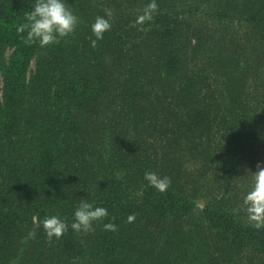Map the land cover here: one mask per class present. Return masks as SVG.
<instances>
[{"label":"trees","instance_id":"trees-1","mask_svg":"<svg viewBox=\"0 0 264 264\" xmlns=\"http://www.w3.org/2000/svg\"><path fill=\"white\" fill-rule=\"evenodd\" d=\"M65 2L75 31L41 48L19 31L35 0H0V264H264L243 210L264 166V0H156L143 24L151 0ZM82 200L108 211L88 232L70 227ZM53 215L69 227L50 239Z\"/></svg>","mask_w":264,"mask_h":264},{"label":"clouds","instance_id":"clouds-1","mask_svg":"<svg viewBox=\"0 0 264 264\" xmlns=\"http://www.w3.org/2000/svg\"><path fill=\"white\" fill-rule=\"evenodd\" d=\"M156 0H151L137 18V23L143 24L151 21L153 13L157 10ZM28 23L21 26L19 31L27 30V39L37 43L41 48L58 42V38L67 37L73 33L79 23L78 16L66 5L65 0H35L32 10L26 14ZM110 10H106V17H111ZM105 16H97L91 24V31L97 40L103 39L106 31L110 30L111 24ZM254 172V183L243 197L244 211L247 219L257 229L264 228V166L257 165ZM144 179L149 185L163 192L170 185V179L159 176L154 172H146ZM108 216L104 207L94 206L87 200H82L74 211V219L70 227L74 231L88 232L93 230V222L100 221ZM135 216L129 215L128 222H133ZM43 227L51 239L60 238L69 225L58 216H49L42 221ZM105 230L115 231L114 223H104Z\"/></svg>","mask_w":264,"mask_h":264},{"label":"rangeland","instance_id":"rangeland-1","mask_svg":"<svg viewBox=\"0 0 264 264\" xmlns=\"http://www.w3.org/2000/svg\"><path fill=\"white\" fill-rule=\"evenodd\" d=\"M33 67H34V65H33ZM33 67H31V69L33 68ZM2 95V76H1V74H0V96ZM198 203H199V205L202 207V205H203V199H199L198 200Z\"/></svg>","mask_w":264,"mask_h":264}]
</instances>
